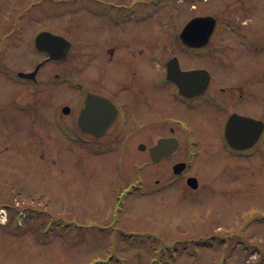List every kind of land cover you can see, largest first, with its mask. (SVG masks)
<instances>
[{"label": "rangeland", "instance_id": "374dc122", "mask_svg": "<svg viewBox=\"0 0 264 264\" xmlns=\"http://www.w3.org/2000/svg\"><path fill=\"white\" fill-rule=\"evenodd\" d=\"M34 1L36 0H0V211H5L1 208L6 209L5 205L11 204L23 209L30 207L32 212L40 213V217L35 219L29 212L28 220L21 225H11L15 223V209L7 212V220L0 216V264H121L123 261L127 264H154L155 261L159 264H213L215 259L223 255L224 250L227 257L228 249H223L220 245L208 250L199 248L198 241L183 242L186 243L185 247L180 246L183 243H174L206 234L214 235L215 241H224L233 236L242 237L248 241L246 247H242L243 250L248 251V254L257 250L264 257V241H260L264 238V212L258 211L252 216L256 221H251L249 217L238 221V216L250 208L261 211L264 209L262 154H256L249 164L244 161L235 162L219 154L207 156L202 152L193 170L200 177L202 191L197 193L187 190L191 198L193 195L197 196L194 200L182 191L181 184L157 197H139L140 195L135 194L129 198L124 212H121L120 224L127 231L147 232L139 234V238L144 234L149 241L144 245L131 244L124 238H120V242L108 244L114 237L111 230L102 232L98 228H92L87 232L74 231L75 223L89 226L97 221L107 226L110 222L111 206L116 200L108 190V185L114 178V181L120 182L116 168L117 153H97V149L104 145L103 140L94 144L95 147L91 144L82 146L68 142L57 127L58 120L55 122L54 111L59 105L72 102V95L64 87L52 86L57 81L56 73L63 74L64 67L74 66L73 59L63 67H46L43 70L48 86L42 89V99L36 100L34 96L39 95L36 89L29 84H20L14 78L15 71H25L30 67L31 64L27 65L23 60L32 59V67L37 61V53L32 49V34L51 20L32 21L30 26H26L21 32L13 31L8 38L4 37L7 28L1 22L5 21L6 13L17 16ZM49 4L45 5L47 9H37L29 15L45 17L43 15L56 14L58 9L64 8L63 2L58 7L52 2ZM174 7L181 26L184 20L201 13H210L220 19L219 34L214 39L209 54L222 52V57L237 66L234 69L241 70L246 78L253 66L257 65L261 68L257 79L264 85V50H261V54H255L254 48L248 50L245 47L248 39L238 37L241 32L233 33L229 25L230 21L235 28L243 25V30L247 26L244 31L248 37H251L257 47L263 46L264 0H194L175 2ZM164 13L167 11L162 9L160 15ZM64 16L68 26L69 15ZM81 18L83 22L90 20L84 14H81ZM244 21L248 23L246 26ZM130 27L144 32L146 43L143 42L142 45L149 52L155 49L151 41H156L164 34L151 24H146V27ZM89 34L93 36L90 31ZM231 39L236 42L231 48L239 52L237 59L232 61L230 58L235 56V52H226ZM132 42L136 45L135 41ZM175 46L174 53L180 48L177 41ZM5 48L7 50L4 52ZM219 61L221 59H216V63ZM23 64L27 66L24 67ZM210 65L213 67L214 64ZM214 71L220 72L218 69ZM20 105L23 106L22 109L19 108ZM175 112L187 114L184 109H176ZM160 117L161 115L151 114L148 119L157 122ZM61 119L71 127L72 116H63ZM195 134L203 136L200 131H195ZM259 150L264 151V144ZM127 156L136 161L142 155L133 151ZM154 170L149 169V178L144 181L143 189L154 187L151 181L155 177ZM121 171L124 172L125 169ZM136 171L137 168L127 169L126 175L132 177L122 182L133 180ZM6 221L10 223L5 224ZM253 232L255 238L250 239ZM131 236L136 235L131 233ZM178 247L183 251L176 254ZM231 249V260L238 264H252L255 255L244 256L238 243Z\"/></svg>", "mask_w": 264, "mask_h": 264}, {"label": "flooded vegetation", "instance_id": "af4514ba", "mask_svg": "<svg viewBox=\"0 0 264 264\" xmlns=\"http://www.w3.org/2000/svg\"><path fill=\"white\" fill-rule=\"evenodd\" d=\"M174 2L73 0L68 26L66 18H53L49 24L34 32L36 36L39 32L50 30L69 39L68 36L72 33L70 58L64 62L50 61L47 53L37 52V61L33 67L32 59H27L23 63L31 64L30 67L28 70H21L32 72L44 63L37 73V80L22 81V84H29L37 89L36 93L41 94L42 89L48 86L43 70L46 67H63L72 58L74 66L64 67V75H55L64 84H72V102L65 103L62 108L69 105L72 107L71 113L67 115H72L74 131L79 136L88 137L93 144L103 140V146L117 153L121 165L139 164L140 171L135 174L139 179L147 180L149 169L154 168V184L161 186L156 192L153 191L156 195L167 192L177 184H181L182 191L188 195L187 190H191L188 187L189 179L197 178L200 181L193 170L202 152L207 156L219 154L232 160L246 159L250 155L233 152L225 141L227 123L232 116L264 121V89H261L264 85L257 79L256 70L252 69L246 78L241 70L234 69L237 66L222 57V52L209 54L208 48L196 50L185 47L180 40V33L193 16L188 21L184 20L181 26V21L177 22L176 16L171 15ZM162 9L167 13L160 15ZM81 14L88 16L90 20L83 22ZM38 19L47 21L48 17L11 16L9 13L4 16L5 21L1 22L7 28L4 37L11 36L13 31L21 32ZM146 24L164 32L162 37L151 41L155 46L152 52L142 45L143 42L146 43L144 32L130 27H146ZM176 41L180 48L174 53ZM64 49L63 46L57 51L63 52ZM51 51L55 49L51 48ZM175 58L179 60L183 71H210L211 81L206 79V75H199L185 82L169 80L170 73L178 74ZM216 59L221 61L216 63ZM211 63L214 64L213 67ZM27 65L23 64L24 67ZM215 69L220 72L214 71ZM34 98L38 100L44 96L35 95ZM88 98L90 117L85 125L91 127L94 130L92 132L84 130L81 123ZM176 109H184L187 114H179L175 112ZM151 114L161 117L157 122H151L148 119ZM106 125L109 128L105 137H95L94 135L101 133L97 130ZM240 130L251 136L258 132L250 122ZM195 131L202 132L203 136L196 135ZM153 150L156 151L157 163L153 162ZM133 151L142 155L139 160H130L127 156ZM182 165L186 168L176 171V166Z\"/></svg>", "mask_w": 264, "mask_h": 264}, {"label": "water", "instance_id": "95a60500", "mask_svg": "<svg viewBox=\"0 0 264 264\" xmlns=\"http://www.w3.org/2000/svg\"><path fill=\"white\" fill-rule=\"evenodd\" d=\"M216 25H217V20L211 16L194 19L193 21H191L187 25V27L185 28V30L182 34V38H183L184 43H186L187 45L192 46V47H203V46H205L206 44H208L210 42L211 37L213 36L214 31L216 29ZM196 33H202L203 42H201L202 41L201 39L198 40L197 38H194V35ZM44 41H47L45 44L46 47H47V43H48V45L50 44V45L56 46L57 49L64 46V44L66 43V47H64L65 49L63 52H59L56 49V51L54 53H52L51 56L55 60H64L67 58L68 50L71 46V42H69L68 40H66L63 37L54 36L51 33L46 32V33L40 34L36 39V45L39 49H42V50L44 49ZM22 76H25L27 78L33 77L32 74H23ZM66 111H68V110H66ZM233 125H234V120L232 118L231 123H230V127H229V133H228V141L232 147L236 143Z\"/></svg>", "mask_w": 264, "mask_h": 264}]
</instances>
